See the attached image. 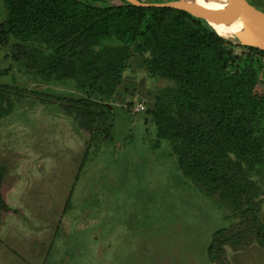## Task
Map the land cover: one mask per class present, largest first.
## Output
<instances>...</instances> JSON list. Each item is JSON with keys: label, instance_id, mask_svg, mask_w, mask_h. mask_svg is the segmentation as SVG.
<instances>
[{"label": "rangeland", "instance_id": "rangeland-1", "mask_svg": "<svg viewBox=\"0 0 264 264\" xmlns=\"http://www.w3.org/2000/svg\"><path fill=\"white\" fill-rule=\"evenodd\" d=\"M245 1L264 15V0ZM5 18L0 0V30ZM138 41L112 97L102 101L107 112L85 130L86 114L65 104L95 97L74 81L32 75L12 56L14 41L0 38V84L65 100L30 95L0 121V198L8 208L0 207V264H264L245 209L195 191L171 143L156 138L152 112L174 86L148 74ZM235 46L226 76L240 73L239 58L249 56ZM259 62L264 76V57ZM251 178L261 186L264 224V166ZM218 230L229 243L216 247L211 262L207 248Z\"/></svg>", "mask_w": 264, "mask_h": 264}, {"label": "trees", "instance_id": "trees-1", "mask_svg": "<svg viewBox=\"0 0 264 264\" xmlns=\"http://www.w3.org/2000/svg\"><path fill=\"white\" fill-rule=\"evenodd\" d=\"M106 1L3 0L1 41H14L12 56L32 75L74 81L95 97L65 104L86 114L83 128L89 130L107 112L102 101L112 97L130 45L139 40L135 47L148 53V74L174 86L152 112L156 138L171 143L178 169L195 191L245 209L264 251V224L257 217L261 186L251 178L264 166V76L259 62L264 52L246 47L249 56L237 62L240 73L226 76V67L235 61L231 47L237 46L204 20L171 8L125 2L109 6ZM110 38L120 44L101 45ZM30 95L42 103L65 101L0 84V121ZM1 179L0 171V184ZM70 205L69 194L63 213ZM0 207L8 210L1 198ZM222 237L221 230L213 234L207 248L211 262L216 247L229 243Z\"/></svg>", "mask_w": 264, "mask_h": 264}, {"label": "water", "instance_id": "water-1", "mask_svg": "<svg viewBox=\"0 0 264 264\" xmlns=\"http://www.w3.org/2000/svg\"><path fill=\"white\" fill-rule=\"evenodd\" d=\"M124 1L136 7L171 8L189 14L188 11L199 0H192L185 6H179L173 0L162 3H140L136 0ZM213 6L215 11L222 16L235 37L234 45L250 47L264 52V28L257 21V19L264 17L262 13L258 12L245 0H214ZM200 19L204 20L203 18ZM204 21L211 27L206 20ZM221 38L229 40L224 37Z\"/></svg>", "mask_w": 264, "mask_h": 264}, {"label": "bare ground", "instance_id": "bare-ground-1", "mask_svg": "<svg viewBox=\"0 0 264 264\" xmlns=\"http://www.w3.org/2000/svg\"><path fill=\"white\" fill-rule=\"evenodd\" d=\"M173 1L179 6H185L192 0ZM213 1L214 0H199L196 5L188 11L189 15L206 20L219 36L229 40H235V37L228 28L226 22L223 20L222 16L215 11ZM257 21L264 28V17L257 19Z\"/></svg>", "mask_w": 264, "mask_h": 264}]
</instances>
